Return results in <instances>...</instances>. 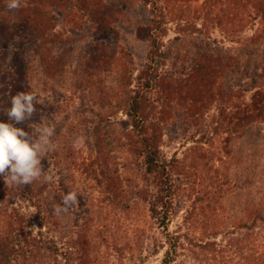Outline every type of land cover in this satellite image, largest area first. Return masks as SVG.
<instances>
[{
	"label": "rangeland",
	"instance_id": "rangeland-1",
	"mask_svg": "<svg viewBox=\"0 0 264 264\" xmlns=\"http://www.w3.org/2000/svg\"><path fill=\"white\" fill-rule=\"evenodd\" d=\"M104 1L119 10V39L111 40L109 69L91 77L84 72L85 55L96 39L87 16L74 15L72 22L41 0H19L17 9L0 0V14L11 18L31 10L59 18L33 44L16 41L32 66L40 112L36 137L45 126L54 133L51 149L42 154L35 195H23L0 174L6 191L0 236L11 225L18 229L20 219L22 229L11 235L16 249L24 238L46 249L43 260L32 263L30 253L23 262L16 253L9 264H78L74 241L81 232L89 238L92 264H163L169 251L171 264H260L264 223L252 228L245 209L264 214V0ZM139 27L151 29L160 53H167L159 76L185 74L201 54L232 56L236 67L221 83L224 97L217 95L210 110L190 122L160 124L159 91L147 90L142 76L151 45L136 38ZM15 48L10 45L6 57L0 52V74L12 64ZM47 61L58 64L51 75ZM137 93L145 123L160 133V159L172 186L167 197L131 153L125 109ZM99 130L112 144L123 182L120 204L103 189L94 147ZM69 192L78 203L58 211ZM157 196L168 200L167 214L153 208ZM205 244L213 245L197 247Z\"/></svg>",
	"mask_w": 264,
	"mask_h": 264
},
{
	"label": "trees",
	"instance_id": "trees-1",
	"mask_svg": "<svg viewBox=\"0 0 264 264\" xmlns=\"http://www.w3.org/2000/svg\"><path fill=\"white\" fill-rule=\"evenodd\" d=\"M41 1L50 8L62 13L66 18L71 19L72 22H74V15L87 16L93 27L92 35L96 41L93 44L94 48L92 50L89 49L85 55L84 72L91 77H99L102 73H105L113 61L110 54L113 44L111 40L114 39L117 43L119 39V30L116 27L119 10L116 7L107 5L104 0ZM58 19L51 11L31 10L20 13L13 18L0 14V52L3 51V55L6 57L10 45L16 46L13 49L14 53L12 52L14 54L12 56V64L0 74V121L15 123L9 121L6 114L7 109L10 107L12 96L20 92L33 94L30 80L31 62L21 53V44H16V41H23V44L29 41L28 44H31L30 42L33 44L37 36L43 37L51 31ZM136 38L151 45V50L147 55V68L142 73V76L145 79L144 86L147 90L155 86L159 91L160 111L158 120L160 124L174 119L180 120L181 125L185 122H190L209 111L211 105L217 100V95L224 97L225 93L221 91V83L227 76L232 74L236 67L234 58L227 52L201 54L194 59L189 71H186L183 75L159 76L158 70L167 58V53H160L159 41L149 28L139 27L136 31ZM46 65L47 71L51 75L55 72V67L58 64L54 61H47ZM253 81L255 83V78H253ZM128 84H130V81H128ZM141 98H143V95L140 93L130 96V101L125 109L128 118L126 125L131 128L128 135L131 153L142 160L147 176L152 179L153 184L157 188L162 189L166 193L165 197H167V195H171L169 190H171L172 186L167 166L160 159V133L154 131L151 126L145 123L146 119ZM33 103L36 111L29 119L15 124V126L23 128L29 133L31 138L36 139L35 125L38 123L40 112L35 100ZM98 127L96 126V129ZM256 146L257 144L254 143L253 148ZM94 147L96 161L101 168L104 192L113 201H120L118 202L120 204L124 197L123 182L117 170L112 144L104 131L99 130L96 133ZM262 164L264 173V161ZM16 186L25 196L35 195L34 193H36V180L29 185ZM5 197V187L0 181V201L4 200ZM165 199L157 196L153 202V208L156 210L160 207L167 214L169 203ZM248 207H246L245 211L249 213L247 216L251 220L253 227L244 225L242 228L252 230L257 223H264V214H256V208L251 209L250 206ZM17 224L18 229L11 225L7 234L0 236V264H9L10 257L16 253L19 254L23 262L30 259V253H32V263L40 261V259L43 260L46 257V249L39 247L35 239L29 242L24 238L25 244L21 248L16 249V244L11 235L14 231L22 229V221L19 219ZM212 245H197V247L206 250ZM34 247L37 251L33 250ZM74 247H76L78 254V264H92L90 242L85 232L77 235ZM25 249L31 250L26 252ZM47 249L52 250V248ZM173 259L174 256L169 251L166 253L163 264H171ZM259 260L261 261L260 264H264V251Z\"/></svg>",
	"mask_w": 264,
	"mask_h": 264
},
{
	"label": "clouds",
	"instance_id": "clouds-1",
	"mask_svg": "<svg viewBox=\"0 0 264 264\" xmlns=\"http://www.w3.org/2000/svg\"><path fill=\"white\" fill-rule=\"evenodd\" d=\"M8 7L17 9L19 0H11ZM36 97L31 93L20 92L12 96L6 114L11 122L0 121V174L7 175L16 185H29L39 178L42 171L41 159L45 151L51 149L54 128L45 126L36 139L30 137L23 128L16 127L29 119L36 111L33 101ZM78 203L77 194L69 192L63 197V206L58 211H67Z\"/></svg>",
	"mask_w": 264,
	"mask_h": 264
}]
</instances>
